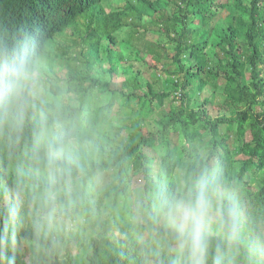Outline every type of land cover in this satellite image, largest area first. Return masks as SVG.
<instances>
[{
	"label": "trees",
	"instance_id": "obj_1",
	"mask_svg": "<svg viewBox=\"0 0 264 264\" xmlns=\"http://www.w3.org/2000/svg\"><path fill=\"white\" fill-rule=\"evenodd\" d=\"M3 34L47 50L113 176L57 264H145L141 205L208 160L264 215V0H0Z\"/></svg>",
	"mask_w": 264,
	"mask_h": 264
},
{
	"label": "clouds",
	"instance_id": "obj_2",
	"mask_svg": "<svg viewBox=\"0 0 264 264\" xmlns=\"http://www.w3.org/2000/svg\"><path fill=\"white\" fill-rule=\"evenodd\" d=\"M46 49L0 35V264H57L111 187L106 157L82 141L53 90ZM145 264H264V215L213 160L199 163L134 218Z\"/></svg>",
	"mask_w": 264,
	"mask_h": 264
},
{
	"label": "rangeland",
	"instance_id": "obj_3",
	"mask_svg": "<svg viewBox=\"0 0 264 264\" xmlns=\"http://www.w3.org/2000/svg\"><path fill=\"white\" fill-rule=\"evenodd\" d=\"M116 1H118V0H116ZM123 35V33L121 32V33H119V36L121 37ZM50 71V73L51 74H54V73H56V66H52V70H49ZM61 73V72H60ZM60 73H56V75H55V79L57 78V84L60 86V87H62V86H64V79L61 77V74ZM56 81V80H55ZM65 95V94H64ZM209 111L210 112H215L213 109H211L210 107H209ZM212 112V113H213ZM116 115H114V117H115ZM222 131H223V129H222ZM134 180L132 179L131 181H129L130 182V184L128 183V188L127 189H129V192L130 193H132V191H134L137 187H140V184H139V181H137V182H133ZM134 184H137V185H134Z\"/></svg>",
	"mask_w": 264,
	"mask_h": 264
}]
</instances>
